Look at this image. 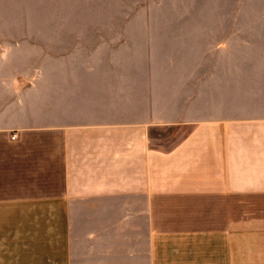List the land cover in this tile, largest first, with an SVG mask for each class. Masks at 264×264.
Segmentation results:
<instances>
[{"label":"crops","instance_id":"0c3cea01","mask_svg":"<svg viewBox=\"0 0 264 264\" xmlns=\"http://www.w3.org/2000/svg\"><path fill=\"white\" fill-rule=\"evenodd\" d=\"M69 19L70 0H0V23ZM241 21L257 56L207 67L205 106L232 82L251 103L206 119L193 35L76 62L4 44L27 62L0 64V264H264V14Z\"/></svg>","mask_w":264,"mask_h":264},{"label":"rangeland","instance_id":"374dc122","mask_svg":"<svg viewBox=\"0 0 264 264\" xmlns=\"http://www.w3.org/2000/svg\"><path fill=\"white\" fill-rule=\"evenodd\" d=\"M260 14H264V0H70V19L65 22H1L0 52L6 43L27 40L39 46V62L47 63L48 56H60L47 53L51 50L49 46L54 44L61 48L70 47L66 59L70 56L72 62L96 58L100 60L109 57L112 52H116L119 57L126 56L124 53H129L128 48L132 49L131 53H137L140 49L136 47L142 45L145 31L150 48L160 44L174 48L176 43L190 40L188 34L193 35L197 53L187 56L193 62V68H198L202 83L200 87L204 94H200L191 106L190 116L206 119L232 112L237 114L240 105L247 107L251 103L247 102L249 99L245 98V92H240L238 82H232L224 102L213 103L212 100L207 108L205 79L207 67L211 68L213 63L216 73H222L223 62L229 59L231 78L239 74V58L242 62L246 60L248 66L253 65L257 56L255 38L249 33L239 37L238 30L244 28L246 23L241 20L245 17ZM51 31L55 38L49 37ZM30 32H38L40 36L33 38ZM223 46L230 49V52L224 53ZM239 47L243 48L241 54ZM97 48L105 54L96 52ZM22 51L23 46H7L0 55V64L5 67L4 70L7 69L4 73L11 79H15L17 73L24 72L22 67L27 57ZM30 54L36 57V54ZM155 62L153 60L152 63ZM156 63L166 66L161 61ZM167 69L171 70L170 67ZM33 99H40L42 107L46 103V92H41L40 96ZM11 107H15V102ZM27 107H31L30 100ZM41 107L39 111L42 115Z\"/></svg>","mask_w":264,"mask_h":264}]
</instances>
